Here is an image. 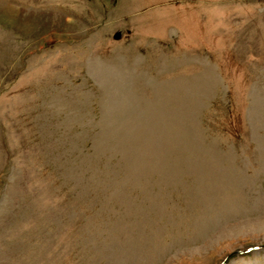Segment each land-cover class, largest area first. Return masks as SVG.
Masks as SVG:
<instances>
[{
	"label": "rangeland",
	"instance_id": "1",
	"mask_svg": "<svg viewBox=\"0 0 264 264\" xmlns=\"http://www.w3.org/2000/svg\"><path fill=\"white\" fill-rule=\"evenodd\" d=\"M0 264H264V0H0Z\"/></svg>",
	"mask_w": 264,
	"mask_h": 264
},
{
	"label": "water",
	"instance_id": "2",
	"mask_svg": "<svg viewBox=\"0 0 264 264\" xmlns=\"http://www.w3.org/2000/svg\"><path fill=\"white\" fill-rule=\"evenodd\" d=\"M119 35V33H116V36H118Z\"/></svg>",
	"mask_w": 264,
	"mask_h": 264
}]
</instances>
